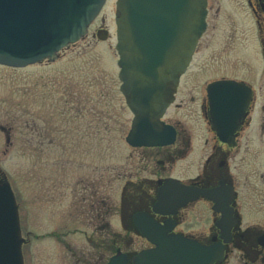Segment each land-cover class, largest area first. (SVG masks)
Returning <instances> with one entry per match:
<instances>
[{"label": "rangeland", "instance_id": "374dc122", "mask_svg": "<svg viewBox=\"0 0 264 264\" xmlns=\"http://www.w3.org/2000/svg\"><path fill=\"white\" fill-rule=\"evenodd\" d=\"M116 1L108 0L88 34L56 61L25 68L0 65V127H13L12 146L0 130V166L16 192L23 235L31 233L23 248L27 264H106L115 253L114 240L127 247L125 238H136L120 224L124 175L143 164L142 151L126 142L132 115L116 66ZM211 2L213 12L220 8V21L235 12L232 0ZM222 27L221 32L229 29L226 23ZM106 29L109 37L100 40L97 33ZM214 35L209 31L196 60L210 59L208 40ZM244 47L229 55L251 62L250 76L262 73L260 50L252 41ZM37 129L45 141L39 146ZM85 188L101 191L98 199L106 212L97 224L92 222L99 213L89 206ZM142 247L136 242L130 249Z\"/></svg>", "mask_w": 264, "mask_h": 264}, {"label": "flooded vegetation", "instance_id": "af4514ba", "mask_svg": "<svg viewBox=\"0 0 264 264\" xmlns=\"http://www.w3.org/2000/svg\"><path fill=\"white\" fill-rule=\"evenodd\" d=\"M232 2L235 12L220 21V8L213 12L214 4L207 0L206 31L163 117L173 127L174 141L131 147L142 151L143 165L124 175L120 224L136 238L126 237L127 247L114 240L115 252L120 249L131 256L136 248H130L136 242H141L142 249L153 247L138 231L136 216L144 214L156 225L171 229L169 234L178 240L205 248L209 264H264V0ZM225 23L229 29L221 32ZM211 30L216 35L208 40L213 43L210 59L196 60ZM251 41L260 50L258 60L262 62V73L255 70L253 77L251 62L229 55ZM202 72L208 76L202 77ZM228 97L230 105L224 100ZM172 107L176 110L168 117ZM0 130L12 146L13 127L1 126ZM35 134L36 145H42V132L37 129ZM4 181L7 178L0 166V183ZM82 192L99 213L92 222L97 224L106 212L98 199L101 191L85 188ZM162 192L172 206H158Z\"/></svg>", "mask_w": 264, "mask_h": 264}, {"label": "water", "instance_id": "95a60500", "mask_svg": "<svg viewBox=\"0 0 264 264\" xmlns=\"http://www.w3.org/2000/svg\"><path fill=\"white\" fill-rule=\"evenodd\" d=\"M106 0H0V64L24 67L49 59L88 34ZM206 0H118L117 51L122 92L135 114L127 136L132 146L172 142L160 120L174 99L198 39L206 28ZM106 39L107 31L98 34ZM172 135V131H170ZM156 246L132 258L133 264H193L205 261L166 229L141 227ZM18 205L8 182L0 183V264H24ZM192 246V245H191ZM120 253L109 264H128Z\"/></svg>", "mask_w": 264, "mask_h": 264}]
</instances>
